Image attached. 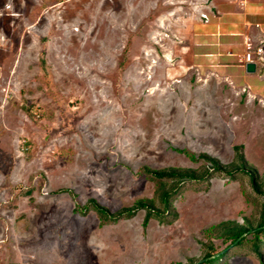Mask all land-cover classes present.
<instances>
[{"label":"rangeland","instance_id":"rangeland-1","mask_svg":"<svg viewBox=\"0 0 264 264\" xmlns=\"http://www.w3.org/2000/svg\"><path fill=\"white\" fill-rule=\"evenodd\" d=\"M193 4L0 0V264H261L254 231L231 244L215 228L260 222L246 176L183 182L167 221L101 223L88 202L130 208L154 197L145 167L225 165L235 145L264 180V51L243 80L202 61Z\"/></svg>","mask_w":264,"mask_h":264},{"label":"trees","instance_id":"trees-1","mask_svg":"<svg viewBox=\"0 0 264 264\" xmlns=\"http://www.w3.org/2000/svg\"><path fill=\"white\" fill-rule=\"evenodd\" d=\"M234 158L228 164H221L215 158H211L206 154H202V158L209 161V165H201L197 169L193 168H175L169 167L165 169L153 170L145 167L143 170L148 174V177L155 183L154 197L149 199H139L130 208H122L117 212H109L107 209L98 205L94 200H89V204L93 207L97 213L100 222L106 223L108 221H114L121 217L132 215L136 210L142 208L146 211L145 222L152 216L157 217L160 221H167L170 217L173 218L174 208L173 202L181 190L182 183L185 181H206L212 174H226L231 178L238 176H246L250 179V184L253 189L260 193H264V188H260V183H264L262 179L259 181L255 175L254 167L249 166L247 163L243 146L235 145L233 147ZM191 158L195 159L192 154L186 152ZM85 205L82 208H87L89 205ZM262 213L260 222L256 227L246 223V225L238 224L235 221L221 222L215 228L223 231V235L230 237L231 244H240L245 239L247 232H253L254 240L252 248L254 252L261 258V264H264V257L261 253V247L264 246V198L262 202ZM248 225V226H247ZM262 235L261 238L259 235ZM225 254V250L214 253L207 251L202 260L205 264H216L218 260Z\"/></svg>","mask_w":264,"mask_h":264},{"label":"crops","instance_id":"crops-1","mask_svg":"<svg viewBox=\"0 0 264 264\" xmlns=\"http://www.w3.org/2000/svg\"><path fill=\"white\" fill-rule=\"evenodd\" d=\"M192 10L201 11L206 15V24L199 23L196 16L191 26L205 40L204 56L200 59L211 65L220 67L221 62L232 61L229 64L232 73L240 79L246 78L245 64L236 61L237 53L241 52L247 40L262 38L264 42V0H196ZM206 7L207 12L202 11ZM203 12V13H202ZM197 13V12H196ZM201 20V19H199ZM196 21V22H195ZM197 29V30H196ZM251 45V44H250ZM243 46V48H241ZM264 51V44L260 45ZM237 63H236V62ZM256 69L259 66L255 62Z\"/></svg>","mask_w":264,"mask_h":264},{"label":"built area","instance_id":"built-area-1","mask_svg":"<svg viewBox=\"0 0 264 264\" xmlns=\"http://www.w3.org/2000/svg\"><path fill=\"white\" fill-rule=\"evenodd\" d=\"M263 52V48L262 47H258L254 50H251V45L250 43L247 44V49L244 52V54L239 58L241 62H243L244 64L249 63V62H254V54L258 55L260 58L262 57L261 54Z\"/></svg>","mask_w":264,"mask_h":264},{"label":"water","instance_id":"water-1","mask_svg":"<svg viewBox=\"0 0 264 264\" xmlns=\"http://www.w3.org/2000/svg\"><path fill=\"white\" fill-rule=\"evenodd\" d=\"M256 70V65L254 62H249L245 64V71L247 73H253Z\"/></svg>","mask_w":264,"mask_h":264}]
</instances>
